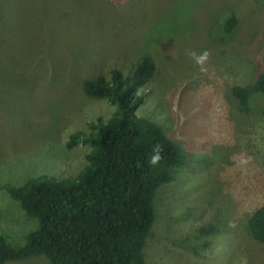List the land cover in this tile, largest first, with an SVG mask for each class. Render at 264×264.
I'll return each mask as SVG.
<instances>
[{
    "label": "rangeland",
    "instance_id": "obj_1",
    "mask_svg": "<svg viewBox=\"0 0 264 264\" xmlns=\"http://www.w3.org/2000/svg\"><path fill=\"white\" fill-rule=\"evenodd\" d=\"M230 16L238 26L225 34ZM0 17V186L75 178L90 147L69 149L70 136L116 111L83 82L151 56L137 114L183 147L186 165L155 197L147 264H264L248 232L264 204V102L245 113L231 95L264 72V0H0ZM204 51L197 64L190 54ZM0 211V239L26 245L38 221L3 189Z\"/></svg>",
    "mask_w": 264,
    "mask_h": 264
},
{
    "label": "trees",
    "instance_id": "obj_2",
    "mask_svg": "<svg viewBox=\"0 0 264 264\" xmlns=\"http://www.w3.org/2000/svg\"><path fill=\"white\" fill-rule=\"evenodd\" d=\"M237 26V18L230 16L223 31L231 34ZM156 70L154 59L145 55L128 75L112 69L83 82L87 97L107 101L116 111L107 121L90 123V133L70 136L69 149L90 147L75 178L42 175L22 186H0L39 223L23 247L0 239V264L33 256H44L51 264H147L155 197L186 165L183 147L160 124L137 114ZM231 95L242 112L254 111L256 95L264 102V72L252 84L233 87ZM156 150L160 159L152 163ZM248 232L264 244V204L249 218Z\"/></svg>",
    "mask_w": 264,
    "mask_h": 264
},
{
    "label": "clouds",
    "instance_id": "obj_3",
    "mask_svg": "<svg viewBox=\"0 0 264 264\" xmlns=\"http://www.w3.org/2000/svg\"><path fill=\"white\" fill-rule=\"evenodd\" d=\"M190 55L193 57V59L195 60V62L197 64H201L202 65L207 60L209 54H208L207 51H204V52H202L199 55H197L194 52L191 53ZM151 159H152V163H157L159 161L160 157H159L158 150H156V154L154 156H152Z\"/></svg>",
    "mask_w": 264,
    "mask_h": 264
}]
</instances>
